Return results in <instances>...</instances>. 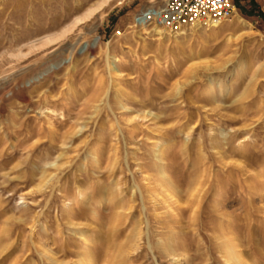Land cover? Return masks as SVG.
I'll use <instances>...</instances> for the list:
<instances>
[{
	"label": "rangeland",
	"instance_id": "1",
	"mask_svg": "<svg viewBox=\"0 0 264 264\" xmlns=\"http://www.w3.org/2000/svg\"><path fill=\"white\" fill-rule=\"evenodd\" d=\"M98 1L0 0V264H264V0L176 38L114 0L43 43Z\"/></svg>",
	"mask_w": 264,
	"mask_h": 264
},
{
	"label": "built area",
	"instance_id": "2",
	"mask_svg": "<svg viewBox=\"0 0 264 264\" xmlns=\"http://www.w3.org/2000/svg\"><path fill=\"white\" fill-rule=\"evenodd\" d=\"M231 0H164L135 14L132 26L137 29L163 30L178 34L195 24L225 20L234 14Z\"/></svg>",
	"mask_w": 264,
	"mask_h": 264
},
{
	"label": "bare ground",
	"instance_id": "3",
	"mask_svg": "<svg viewBox=\"0 0 264 264\" xmlns=\"http://www.w3.org/2000/svg\"><path fill=\"white\" fill-rule=\"evenodd\" d=\"M112 1H114V0H99L98 2H97V4L94 6V7H92V8H90V9H88L87 11H85L81 16H79V17H76V18H74L73 20H72V22H71V24L68 26V27H66L64 30H62L61 31V34L59 35V36H56V37H52V38H48V39H45L44 41H43V43L44 44H47V43H49V42H52V41H57L59 38H62V36H64L66 33H68V32H70V31H72V29L73 28H75V27H77V26H79L80 24H82L83 22H85L86 20H89L90 18H92L94 15H96V14H99L100 12H102V10L104 9V8H106V7H108L109 6V4L112 2ZM118 1V0H117ZM121 3V2H120ZM115 4V3H114ZM235 13V15H234V27H239L240 25H242V23H243V20L241 19V18H239V17H237L236 16V12H234ZM221 21L222 20H216V21H211V22H208V23H205V24H203V25H206V26H208V29H210V30H212V31H216V30H218V28L222 25L221 24ZM233 23V22H232ZM201 26H202V24H195V25H193V26H191V27H189L187 30H191L192 32H196V30H199L200 28H201ZM187 30H185V31H183V32H181V33H178V34H173V33H170V34H172V37L173 38H176L177 36H183L184 34H185V32L187 31ZM219 31V30H218ZM152 32H153V34L155 35V36H157V37H162V36H164L166 33L165 32H167V31H163V29L162 28H160V27H154L153 29H152ZM169 33V32H168ZM167 35V34H166ZM215 35V34H214ZM53 36V35H52ZM229 36H232V35H230L229 34ZM230 38H232V37H230ZM60 40V39H59ZM42 41V40H41ZM53 43V42H52ZM96 44H98V42L97 41H94L93 43H92V45H91V47H93L94 45H96ZM42 45V44H41ZM247 71H248V74H250V77H254V76H256L258 73H259V70H260V67H259V65H253V66H251V67H247V69H246ZM245 71V69H243V67L240 69V71H239V77H241L244 73ZM113 73H115L116 74V72L115 71H113ZM214 93H215V90H214V87H213V85L211 84V85H209L208 87H207V89L204 91V97L203 98H206V97H208V96H213L214 95ZM183 134V133H182ZM163 149V148H162ZM169 154H165V153H163V152H160V155H159V157L157 158V161L158 162H161V161H163V159L164 158H169ZM98 158V157H97ZM168 168V166H165V167H163L162 169H161V171H160V173H161V175H163L165 172H164V170L165 169H167ZM198 183V177H196V178H194L191 182H190V185H191V187L192 188H195V187H193V185L194 184H197ZM163 184L165 185V186H168L169 184H170V182L168 181V180H164V182H163ZM198 185V184H197ZM170 186V185H169ZM191 187H189V188H191ZM169 191H170V194H172L171 195V198H174V194H175V192H177V190H176V187H170L169 189H168ZM81 193L79 194V204H83L84 203V201L86 200V198H87V196L90 194V193H87V191H86V189H83L82 188V190L80 191ZM169 196V195H168ZM94 198H100L99 200V202H107V200L109 199V200H111V196H107L106 198H108V199H106V198H104V197H101V195H96V196H94ZM195 206H196V204H195ZM194 211V210H193ZM84 241H85V239H84ZM85 242H87V241H85ZM85 246H86V250H89L90 249V245H87V244H85ZM88 247V248H87ZM235 248H236V244L234 243V241H232V242H230V244L227 246V247H225L223 250H222V253H223V258H224V260H225V263H227V264H248V263H246V262H244V261H242L241 259H240V255L238 254V253H236L235 252ZM88 260H91V262H92V257H89L88 258ZM89 264H93V263H89Z\"/></svg>",
	"mask_w": 264,
	"mask_h": 264
}]
</instances>
